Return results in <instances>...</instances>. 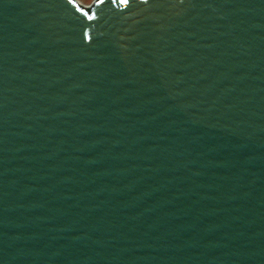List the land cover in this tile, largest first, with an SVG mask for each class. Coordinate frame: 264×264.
I'll use <instances>...</instances> for the list:
<instances>
[{"label": "water", "instance_id": "1", "mask_svg": "<svg viewBox=\"0 0 264 264\" xmlns=\"http://www.w3.org/2000/svg\"><path fill=\"white\" fill-rule=\"evenodd\" d=\"M0 264H264V0H0Z\"/></svg>", "mask_w": 264, "mask_h": 264}, {"label": "snow or ice", "instance_id": "2", "mask_svg": "<svg viewBox=\"0 0 264 264\" xmlns=\"http://www.w3.org/2000/svg\"><path fill=\"white\" fill-rule=\"evenodd\" d=\"M69 2L73 3L74 0H69ZM102 2H103V0H97V3H102ZM113 2H115V0H113ZM128 3H129V0H120V4H122V5H128ZM77 10L83 11L82 9H79V8ZM88 19L91 20V19H93V17L89 16Z\"/></svg>", "mask_w": 264, "mask_h": 264}, {"label": "rangeland", "instance_id": "3", "mask_svg": "<svg viewBox=\"0 0 264 264\" xmlns=\"http://www.w3.org/2000/svg\"><path fill=\"white\" fill-rule=\"evenodd\" d=\"M79 3L83 4L84 6H89L92 4L94 0H77Z\"/></svg>", "mask_w": 264, "mask_h": 264}, {"label": "trees", "instance_id": "4", "mask_svg": "<svg viewBox=\"0 0 264 264\" xmlns=\"http://www.w3.org/2000/svg\"><path fill=\"white\" fill-rule=\"evenodd\" d=\"M88 13L90 12V8L85 9Z\"/></svg>", "mask_w": 264, "mask_h": 264}]
</instances>
